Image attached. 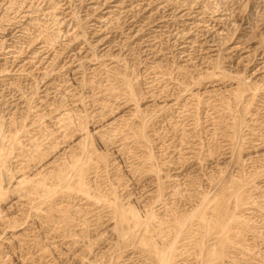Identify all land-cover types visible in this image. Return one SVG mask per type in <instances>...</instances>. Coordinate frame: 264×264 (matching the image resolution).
Listing matches in <instances>:
<instances>
[{
    "label": "rangeland",
    "instance_id": "obj_1",
    "mask_svg": "<svg viewBox=\"0 0 264 264\" xmlns=\"http://www.w3.org/2000/svg\"><path fill=\"white\" fill-rule=\"evenodd\" d=\"M2 1L0 264H264L261 1Z\"/></svg>",
    "mask_w": 264,
    "mask_h": 264
},
{
    "label": "bare ground",
    "instance_id": "obj_2",
    "mask_svg": "<svg viewBox=\"0 0 264 264\" xmlns=\"http://www.w3.org/2000/svg\"><path fill=\"white\" fill-rule=\"evenodd\" d=\"M3 1H4V0H3ZM3 1H2V2H3ZM5 1H6V0H5ZM260 1H261V2H260V7H261L260 9H261V11H262V13H263V15H264V0H260ZM6 2H8V0H7ZM10 2H11V1H10ZM24 2H25V1H24ZM4 4H5V2H4ZM188 4H189V3H188ZM1 5H2V4H1ZM7 6H8V5H7ZM114 6H115V5H114ZM117 6H118V5H117ZM1 7H2V6H1ZM1 9H2V8H1ZM6 9H7V8H6ZM6 9H5V10H6ZM116 10H117V9H116ZM257 10H259V9H257ZM217 13H219V12H217ZM217 13H216V14H217ZM211 14H212V13H211ZM257 14H258V13H257ZM255 15H256V14H255ZM261 16H262V15H261ZM213 17H214V16H213ZM257 17H258V15H257ZM225 18H226V17H225ZM8 20H9V19H8ZM224 20H225V19H224ZM104 21H105V19H104ZM213 21H214V22H221V21H222V18H220V17H219V18H216V19L214 18ZM259 21H260V20H259ZM259 21H258V22H259ZM222 22H223V21H222ZM230 23H231V22H230ZM192 25H193V24H192ZM103 29H104V28H103ZM103 29H102V30H103ZM216 33H217V32H216ZM216 33H215V34H216ZM204 37H205V36H204ZM176 38H177V37H176ZM214 38H215V37H213V41H214ZM206 40H207V39H206ZM189 42H190V41H189ZM211 42H212V40H211ZM41 44H42V43H41ZM214 44H215V43H214ZM214 44H212L211 46H214ZM209 45H210V44H209ZM46 46H47V45H46ZM239 48H240V47H239ZM40 49H41L42 51H44V50H45V45H44V46L42 45V46L40 47ZM41 50H39V51L41 52ZM47 50H48V49H47ZM41 53H42V52H41ZM34 55H35V54H34ZM184 56H185V55H184ZM165 264H168V262H166Z\"/></svg>",
    "mask_w": 264,
    "mask_h": 264
}]
</instances>
